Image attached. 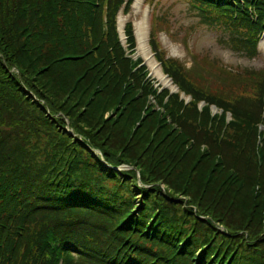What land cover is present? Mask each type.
I'll return each instance as SVG.
<instances>
[{"label":"trees","instance_id":"16d2710c","mask_svg":"<svg viewBox=\"0 0 264 264\" xmlns=\"http://www.w3.org/2000/svg\"><path fill=\"white\" fill-rule=\"evenodd\" d=\"M124 1L0 0V264H225L226 260L228 264H242L246 256L264 264V255L258 254H264V238H260L264 226L251 228L243 224L239 227L240 235L228 237L214 227L212 219L209 223L201 221L192 211L193 214L187 211V215L196 219L198 231L204 228L205 243L200 259L188 260L186 255L198 235L196 230L192 227V232L186 234L190 237L182 238L181 230L176 231L173 221L170 222L171 196L159 190L143 189L140 185L143 180L147 183L145 175L138 182L132 173L129 182L135 184L133 187L138 192L145 193L142 200L153 196L159 214L147 218L143 224L140 221V225L137 221L144 204L140 207L139 203L123 207L124 215L120 212L119 218L115 221L112 217L111 223H107V215L100 216L101 229L92 223L89 218L102 215L99 208H103L101 203L94 202L95 181L69 182L66 189L54 192L64 185L62 170L59 166L56 171L48 167L51 165L40 163L42 154L35 152L37 147L30 146L35 133L30 128L38 130L35 123L48 120L37 119V109L31 108L25 97L30 92L48 103L45 90L41 92L35 87L31 79L34 73L30 71V66L45 68L48 64H43L49 63L45 57L52 58L51 62L65 63L67 72L54 74L52 79L73 82L74 75L84 76L82 87L95 88L96 95L101 87L107 89L106 94L118 92L119 97L132 106L131 111L138 107L137 98L147 104L153 101L159 109L156 124L160 123L162 113L178 128L171 133L173 140L170 139L177 141L176 150L187 144L184 140L193 149L192 156L198 153L201 157L208 156L199 151L200 147L216 155L228 149L237 163L242 164L240 170L255 169L261 172L260 178L264 177V130L258 131L260 125L264 127V70H230L221 63L197 56H192L193 65L186 69L175 59H165L153 40L152 48L163 72L179 91L171 95L166 90L158 92L146 78L145 68L137 67L140 61L127 58L118 42L115 18ZM186 1L202 24L225 34L220 42L240 55L257 56V44L264 33V0ZM155 18L157 25L162 26L163 18ZM126 32L129 48H132L129 25ZM180 93L190 97L187 104L180 99ZM200 103H203L201 108ZM211 107L219 113L212 114ZM49 108L56 114L53 107ZM150 115L145 112L146 119ZM61 125L56 128L54 124V129L59 132ZM180 134L183 136H178ZM165 140L162 137L161 141ZM61 142L62 145L56 144L58 148H72L64 140ZM44 143L46 150L50 140L45 138ZM75 144L81 153L89 154L82 143ZM157 148L153 155L160 157L164 151L162 147ZM107 151L103 152L105 161L118 165L119 160ZM178 151L188 155V150L180 148ZM76 168L73 166L72 170L77 171ZM86 177L87 174L82 179ZM76 184L81 194L74 191ZM65 190L72 197L66 195ZM58 193L69 197L68 205L52 199ZM209 198L221 203L223 197L211 194ZM108 209L114 212L113 207ZM125 220L126 225L135 221L129 225L131 228L125 229ZM139 229L144 233L140 234ZM235 245L238 250H233Z\"/></svg>","mask_w":264,"mask_h":264},{"label":"rangeland","instance_id":"374dc122","mask_svg":"<svg viewBox=\"0 0 264 264\" xmlns=\"http://www.w3.org/2000/svg\"><path fill=\"white\" fill-rule=\"evenodd\" d=\"M151 3L150 5L144 0H133L129 12L125 16L120 14L123 17L120 22L121 26L130 22L135 35H142L143 50H145V46L148 48L147 43L144 44L146 39L143 34L149 29V15L153 9V12L164 20L162 28H159L156 35L159 47L170 58L178 59L187 68L192 65V56H197L221 63L230 70L239 68L264 70V37L259 40L258 55L249 58L233 52L226 43L220 42V36L223 34L214 31V29L210 30L202 24L186 0H154ZM20 42L23 43V39ZM137 48L138 45L132 57H142L145 60L144 55L139 53ZM42 54L44 56V53ZM45 59L49 61V63L43 64H48L45 68L40 67L38 69L30 66V71L34 73L31 75L33 84L37 89L45 90L48 97V103H46L30 92L26 93L27 103L31 108L37 109L38 117L36 118L42 120L44 117L48 120L46 123L36 122L35 126L38 130L30 128L35 132L30 139V146L37 147L35 152L38 151L39 155L42 154L40 163L51 165L48 167H54L56 171L59 166V169L62 170L64 185L56 188L54 192L66 189L65 185L69 182L71 184L74 181L81 184L87 180L96 182V187L92 188L96 193L94 202L101 203L103 208H99L102 215H92L89 218L92 223L99 225L101 229L100 216L107 215V223H111L112 217L116 221L119 218L118 214L120 212L123 214L121 210L123 207L137 206L138 203L140 207L144 204V208L143 210L140 209L141 213L137 225L143 224L142 222L147 221V218L159 214L153 196L149 195L148 199L142 200L145 193L138 192L133 187L135 184L129 182L132 181L131 174L135 173L138 182L142 181V177L145 175L144 179L147 183L143 180L140 185L143 189L159 190L171 196L169 200L172 206L168 209L171 216L170 222L173 221L176 231L181 230L180 234H183L184 240L190 237V234H186L192 232V227L196 230L198 235L192 243L190 253L186 255L188 260L195 258L198 261L203 250L202 244L205 243V239H203L205 237L204 228L202 227L201 231H198L199 225L195 224L196 219L194 217L207 223H209V219H212V222L215 223L214 227L228 237L232 234L240 235L238 232L242 229L239 227H243V224L245 227L248 225L251 228L254 225L264 226V177L260 178L261 172L257 173L255 169L250 168L240 170L242 164L237 163L228 149L225 153L216 155L212 150L209 151L206 147H200L199 151H204L208 156L201 157L199 153L197 156H192L193 149L188 146L187 140H184L187 144L180 148L188 150V155L182 154V152L180 154L178 151L180 148L175 149L178 146L175 143L177 141H170L173 137L172 134H174L173 131L178 130V128L162 113L160 123L156 124V120H159L157 118L159 109L153 104V101L147 104L142 103V100L137 98L138 107L131 111L133 110L132 106H128L126 99L119 97L118 92L106 94L107 89L101 87L97 91L98 95H96L93 92L95 88L82 87L81 81H84V76L77 78L74 75L73 82L52 79L54 74L67 72L66 67H64L65 63H58L54 60L51 62L52 58L49 59L48 57ZM146 67L155 84L160 85L156 74L152 73L150 65L146 64ZM16 70H13L14 73ZM58 78L61 79L62 76ZM49 107H53L56 114ZM145 112L151 114L147 119ZM25 121L27 122V120ZM58 122L63 125H61L63 128L59 129V132L54 129V124L58 128ZM77 132L84 136L78 135ZM166 133L168 139L165 140ZM85 136L89 138L91 143ZM162 137L165 142L161 141ZM45 138L50 140L46 150L44 148L46 146ZM61 140L72 145V148L69 146L63 149L58 148L56 144L62 145ZM77 141L87 147L88 155L81 153L75 144ZM72 142L75 143L72 144ZM38 146L40 147L38 148ZM155 147H158V150L163 148L164 153L160 157H156L158 156L156 153L153 155ZM104 150L115 155L119 164L110 165L107 163L103 156ZM67 158L71 161H68ZM70 162L74 168L77 167V171L72 170L73 166ZM77 162L79 164H76ZM86 174L87 177L83 180L82 176H86ZM134 182H136L135 179ZM170 185L176 189L173 190ZM239 186L242 187L237 189ZM117 189H120L121 192ZM74 191L82 193L77 184ZM65 192L66 195L72 197L68 191L65 190ZM116 193H118L117 197H115ZM211 194L214 196L221 194L223 197L221 203L211 200L209 198ZM68 196L63 197L58 193L52 196V199L60 200L68 205L66 201ZM121 196L122 198L117 201ZM87 207L90 210L89 206ZM108 207H113L114 212H109ZM94 210L92 208V211ZM187 211H192L194 214L190 213L194 217H189ZM201 212L204 216L207 215L204 217ZM121 217L124 218L125 216ZM129 220L131 221V219ZM133 222L129 225H132ZM127 223L128 221L125 220L124 227H127L125 229L130 227L126 225ZM138 232L144 233L143 229H139ZM260 232H262L260 236L262 239L264 238V230ZM146 239L149 240L150 238ZM235 249L238 250L236 245L233 247V250ZM225 264H228L227 260ZM242 264H262V262L257 258L246 256Z\"/></svg>","mask_w":264,"mask_h":264},{"label":"bare ground","instance_id":"6f19581e","mask_svg":"<svg viewBox=\"0 0 264 264\" xmlns=\"http://www.w3.org/2000/svg\"><path fill=\"white\" fill-rule=\"evenodd\" d=\"M137 41H138V48L137 50L139 51V53H142L144 55V58L146 60H148L149 62V65H150V68L152 70V73H155L157 74V78H158V81L160 84L164 85V86H168L169 87V84L168 82L160 75V71L156 68V66L154 65V63L151 61V58L148 56L149 53L147 54L146 51H143V48H142V42H141V38L140 36L138 35L137 37ZM146 52V53H145Z\"/></svg>","mask_w":264,"mask_h":264}]
</instances>
